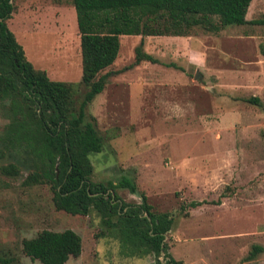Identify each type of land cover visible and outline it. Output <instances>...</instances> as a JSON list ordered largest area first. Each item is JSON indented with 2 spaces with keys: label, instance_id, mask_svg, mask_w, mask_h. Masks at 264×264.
I'll return each instance as SVG.
<instances>
[{
  "label": "rangeland",
  "instance_id": "obj_1",
  "mask_svg": "<svg viewBox=\"0 0 264 264\" xmlns=\"http://www.w3.org/2000/svg\"><path fill=\"white\" fill-rule=\"evenodd\" d=\"M12 3L7 24L27 60L70 83L78 104L87 87L72 0ZM246 18L264 19V0H252ZM190 32L120 36L119 57L99 73L109 71L105 86L85 109L103 137L89 154L91 180L131 178L137 192L116 193L140 203L144 192L155 212L173 217L165 242L184 264H264V24ZM142 40L156 61H135ZM8 104L0 96V264H41L22 241L44 229L81 236L80 255L65 264H155L153 253L130 254L96 210H57L49 183H25L34 168L5 139ZM11 164L17 173L5 172ZM254 244L263 251L248 259Z\"/></svg>",
  "mask_w": 264,
  "mask_h": 264
},
{
  "label": "trees",
  "instance_id": "obj_2",
  "mask_svg": "<svg viewBox=\"0 0 264 264\" xmlns=\"http://www.w3.org/2000/svg\"><path fill=\"white\" fill-rule=\"evenodd\" d=\"M251 1L72 0L80 35L81 77L87 87L77 104L70 83L50 79L46 71L27 60L7 24L14 10L12 0H0V96L9 99L5 139L21 146L31 160L34 169L25 183H49L57 210L72 215L96 210L103 225L118 236L130 254L153 253L155 264H184L170 254L165 242L173 217L155 212L144 192L140 203L126 202L116 193L119 187L136 193L131 178L122 176L107 184L91 180L89 154L101 151L103 137L95 118L85 119V109L105 86L109 71L99 73L117 58L120 35L186 36L195 26L217 32L228 25L264 24V19L247 20ZM142 45L143 40L135 48V61H156ZM248 101L256 103L258 98ZM5 172L17 173L18 168L11 164ZM200 204L191 202L193 207ZM22 249L41 264H65L80 255L82 239L72 229H44L23 239ZM262 251L260 244H254L247 258Z\"/></svg>",
  "mask_w": 264,
  "mask_h": 264
},
{
  "label": "crops",
  "instance_id": "obj_3",
  "mask_svg": "<svg viewBox=\"0 0 264 264\" xmlns=\"http://www.w3.org/2000/svg\"><path fill=\"white\" fill-rule=\"evenodd\" d=\"M120 36H122V35H120ZM120 36H119V38H120ZM137 36V35H136ZM189 41H192V38L189 40ZM118 54H119V52H118ZM117 57H119V55H117ZM116 60H117V58L115 59V61L110 65V66H112V65H114L115 63H116ZM109 66V67H110ZM198 206V205H197Z\"/></svg>",
  "mask_w": 264,
  "mask_h": 264
},
{
  "label": "water",
  "instance_id": "obj_4",
  "mask_svg": "<svg viewBox=\"0 0 264 264\" xmlns=\"http://www.w3.org/2000/svg\"><path fill=\"white\" fill-rule=\"evenodd\" d=\"M162 257H163V252H162Z\"/></svg>",
  "mask_w": 264,
  "mask_h": 264
}]
</instances>
